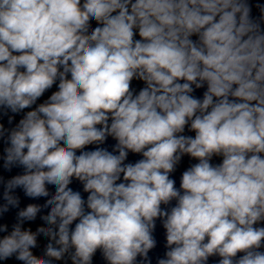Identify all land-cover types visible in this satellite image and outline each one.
<instances>
[{"label":"clouds","instance_id":"obj_1","mask_svg":"<svg viewBox=\"0 0 264 264\" xmlns=\"http://www.w3.org/2000/svg\"><path fill=\"white\" fill-rule=\"evenodd\" d=\"M256 7L0 0V264H264Z\"/></svg>","mask_w":264,"mask_h":264}]
</instances>
